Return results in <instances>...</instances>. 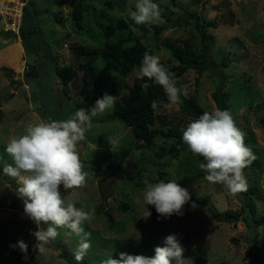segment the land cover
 Returning a JSON list of instances; mask_svg holds the SVG:
<instances>
[{"label":"rangeland","instance_id":"1","mask_svg":"<svg viewBox=\"0 0 264 264\" xmlns=\"http://www.w3.org/2000/svg\"><path fill=\"white\" fill-rule=\"evenodd\" d=\"M25 1L36 10L51 56L42 49L36 55L27 53L21 39L6 31L7 17L18 0L0 1V264H63L54 242L63 246L71 264H77L73 255L77 238L66 235L67 229H59L58 238L37 259L33 249L36 241L30 235L36 226L23 214V201L16 193L18 182L3 174L4 164L12 163L4 149L10 137L24 134L29 123L66 120L81 109L78 91L83 80L78 68L81 61L75 52L79 46L102 49L105 28L121 19L131 24L123 35L133 40L140 37L167 70L178 65L172 52L183 47L184 41L200 52L197 18L208 26V70L203 74L189 70L176 80V86L181 94L194 95L208 112L217 109L213 93L222 90L236 126L245 134L244 142L258 148L259 164L243 171L247 190L256 189L253 200L257 216L264 215V0H154L161 10L159 21L154 23L157 28L164 27L160 34H144L131 20L136 0ZM80 1L84 2L82 28L76 26L72 16L73 5ZM120 35L117 33L114 39ZM34 64L40 78L26 76L29 65ZM56 64L72 65L78 72L67 90L56 75ZM94 66L102 69L103 63L99 59ZM135 72L127 79L107 77L104 94H126L136 78ZM156 120L157 127L158 121L166 122L165 132L177 127L183 133L194 119L183 114L181 103L163 102L156 109ZM107 138L116 141L113 150ZM174 142L159 136L151 148L139 149L132 129L113 118V108L93 118L86 139L77 144L83 170L88 173L85 186L68 192L62 186L60 189L77 207L94 209V218L84 224L91 233V248L80 264H101L110 255L118 259L121 252L152 257L154 249L163 247L169 234L177 235L185 249L184 256L193 258L194 264H264V227L257 228L254 235L243 221L225 223L215 219L214 215L241 212L239 194L229 196L222 185L207 182L198 166V162H203L201 157H193L187 150L177 158L171 155ZM125 150H129L125 172L112 170L107 179H102L92 170L94 166L118 165ZM170 180L188 182L183 188L189 191L191 200L184 206L183 216L158 221L155 208L147 206L152 215L146 219V186ZM122 205L127 209H122ZM20 239L28 245L27 258L18 247H10Z\"/></svg>","mask_w":264,"mask_h":264},{"label":"clouds","instance_id":"2","mask_svg":"<svg viewBox=\"0 0 264 264\" xmlns=\"http://www.w3.org/2000/svg\"><path fill=\"white\" fill-rule=\"evenodd\" d=\"M134 8L130 18L135 25H152L160 19V6L154 0H136ZM135 75L138 80L147 78L162 87L171 104L182 102L174 74L160 64L159 57L146 52ZM149 87L148 82L141 84L145 92ZM118 99L117 95L105 93L90 110L79 109L66 120L29 123L24 134L8 140L4 151L12 163H5L2 171L18 182L16 193L23 201V214L36 226L30 235L36 241L33 249L37 259L46 252L47 245L58 238L59 229H67L66 235L77 238L73 253L77 264L90 250L91 233L85 230L84 224L94 218V209L86 210L83 205L77 207L74 201L62 195L60 189L62 186L64 192H68L85 186L88 173L83 170L77 144L86 139L93 118L114 108ZM159 103L153 100L151 108L156 110ZM244 137L230 111L216 109L191 121L183 132L182 143L193 157L203 159L198 162L205 174L203 178L211 184L222 185L229 196L235 197L247 191L243 170L255 159L245 145ZM107 139L113 150L116 141ZM190 200L189 191L175 180L148 184L143 192L146 219L152 215L147 206L155 208L158 221L173 215L183 216L184 206ZM192 207L197 205L193 203ZM163 243V247L154 249L152 257L121 252L118 259L110 255L101 264H173V261L175 264H194L193 258L184 256L185 249L177 235L169 234ZM10 247H18L27 258L28 245L23 239Z\"/></svg>","mask_w":264,"mask_h":264},{"label":"trees","instance_id":"3","mask_svg":"<svg viewBox=\"0 0 264 264\" xmlns=\"http://www.w3.org/2000/svg\"><path fill=\"white\" fill-rule=\"evenodd\" d=\"M22 1L26 2L25 0ZM83 9V1L73 5L72 16L78 28H82ZM23 11L19 38L26 52L36 55V53L42 49L48 56H51V49L44 40L35 8L29 2L25 3ZM130 25V23L123 19L109 23L104 30L105 44L102 49L89 50L84 46H79L77 48L75 56L78 61H81L78 68L82 72L83 80V86L78 91L79 108L90 110L95 102L103 97L107 86V77L117 75L123 79H127L139 68L146 52L150 55H154L153 49L143 44L140 37L133 40L131 37L123 35L122 32L128 31ZM136 26L139 27L144 34L150 32L160 34L164 30V27L157 28L154 24ZM211 26L216 27V24L212 23ZM196 28L200 35V52L198 53L188 41H184L183 47H177L172 52L173 57L178 61V65L170 67L167 71L174 74L175 81L189 70H195L199 74H203L208 70L206 62L211 51V41L207 33L208 26L204 25L200 18H197ZM117 33H121V35L118 36L117 39H114ZM10 35L18 38L16 34L10 33ZM99 59L103 63L102 69L94 66L95 61ZM222 65L224 66V64ZM55 72L65 90L68 89L70 83L78 73L72 65L60 67L57 64ZM26 76L30 78H40L38 67L35 64L29 65V71L26 73ZM143 82H148L150 84L146 92L141 88ZM180 98L182 101L181 110L187 117L195 120L204 112H208L198 104L194 95L183 93L180 95ZM213 99L217 109L229 111L225 96L221 89L213 93ZM153 100H158L160 103L169 102L162 87L153 84L151 81H148L147 78H145L144 81L135 78L128 92L119 96L113 108V118L132 129L136 141L140 143L137 146L139 149L151 148L156 138L159 136L174 139L175 142L171 145L169 152L177 158L181 152L186 150V146L182 143L183 133L180 132L177 127H169L167 132L163 131V128L167 127L166 122L163 121H158L160 127L156 126V110L151 108V102ZM261 123L264 125V119L261 120ZM245 145L251 149L255 156V159L246 168L256 167L260 162L258 148L256 145L247 141H245ZM128 154L129 150L123 151L121 153L120 162L116 166H109L108 168L94 166L92 170L99 173L102 179H107L112 170L125 172L123 166ZM179 184L181 187H185L188 185V182L182 181ZM255 193V188L239 193L242 208L238 215L226 213L223 216L214 215V218L225 223L243 221L252 234L255 235L257 228L264 227V215L260 217L257 216V205L253 200V194ZM2 205L3 204L0 203V207ZM121 207L124 210L127 209L126 205H122ZM106 216L110 222L113 221L109 213H107ZM54 248L60 251L63 264H65V261L67 264H71L67 252L59 242H54ZM220 264L229 263L222 262Z\"/></svg>","mask_w":264,"mask_h":264},{"label":"built area","instance_id":"4","mask_svg":"<svg viewBox=\"0 0 264 264\" xmlns=\"http://www.w3.org/2000/svg\"><path fill=\"white\" fill-rule=\"evenodd\" d=\"M24 5L25 4L22 0H18L17 4H15V8H13V10L9 13V16L7 17L8 23L6 31L12 34H16L18 37L20 28L22 26Z\"/></svg>","mask_w":264,"mask_h":264}]
</instances>
